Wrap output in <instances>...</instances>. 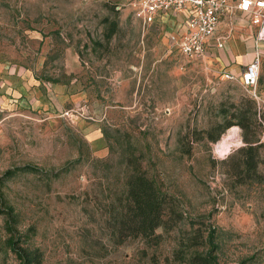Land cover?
Here are the masks:
<instances>
[{
    "label": "rangeland",
    "instance_id": "obj_1",
    "mask_svg": "<svg viewBox=\"0 0 264 264\" xmlns=\"http://www.w3.org/2000/svg\"><path fill=\"white\" fill-rule=\"evenodd\" d=\"M133 1L0 0V264H18L9 206L43 264H188L210 232L219 264H263L264 121L249 130L251 168L239 126L227 154L232 128L210 137L241 112L264 116V57L255 99L144 28ZM135 170L172 203L158 246L120 239Z\"/></svg>",
    "mask_w": 264,
    "mask_h": 264
},
{
    "label": "trees",
    "instance_id": "obj_2",
    "mask_svg": "<svg viewBox=\"0 0 264 264\" xmlns=\"http://www.w3.org/2000/svg\"><path fill=\"white\" fill-rule=\"evenodd\" d=\"M107 40H110L118 31V24L112 23L108 30ZM236 118L238 124L228 122L225 125L219 126V134L216 137L211 136L210 139L217 143L221 136L234 126H239L244 132V141L250 146L242 148L240 154L247 158L246 166L251 168L253 157L251 153L254 151V146L251 145L248 138L249 130L253 121L262 119L258 118L257 110L253 113L241 112ZM25 171H32L27 167ZM14 172H7L4 178L12 177ZM128 200L129 204L122 210L121 222L119 225V235L121 241L130 236L133 238H143L149 247L158 246L162 240V235L158 234L159 229L165 231L171 230L172 225V203L170 198L163 193L156 183L150 179L146 173L141 170H135L128 181ZM5 231L7 233L6 244L8 249L16 256L18 264H43L44 258L40 249L34 248L30 244L31 238L24 233L20 228V215L15 212L14 208L8 207L5 220ZM127 233V234H126ZM215 232H210L206 236L205 243L201 244L207 250L200 252L195 250L189 257L188 264H219L217 250L219 245L216 242ZM203 237L194 236L190 243L192 247H196L198 240Z\"/></svg>",
    "mask_w": 264,
    "mask_h": 264
},
{
    "label": "built area",
    "instance_id": "obj_3",
    "mask_svg": "<svg viewBox=\"0 0 264 264\" xmlns=\"http://www.w3.org/2000/svg\"><path fill=\"white\" fill-rule=\"evenodd\" d=\"M130 7L135 19L145 25L154 23L160 13L188 11L184 35L181 38L173 36L171 43L186 60L200 63L208 57L211 42L214 41L218 49L225 48L226 38L218 36L222 18L242 14L253 30L256 52L241 77L225 72L224 79L240 83L251 90L253 98L259 99L257 88L263 58L259 46L264 45V0H134Z\"/></svg>",
    "mask_w": 264,
    "mask_h": 264
},
{
    "label": "crops",
    "instance_id": "obj_4",
    "mask_svg": "<svg viewBox=\"0 0 264 264\" xmlns=\"http://www.w3.org/2000/svg\"><path fill=\"white\" fill-rule=\"evenodd\" d=\"M187 18L188 11L169 12L158 14L156 21L152 24L145 25L143 22L141 23L144 28L159 32L166 40V44L172 45L171 38L173 36L181 38L184 35ZM252 34L253 30L250 22L242 14L227 15L222 18L218 32L219 37L226 38L224 49H218L215 42H211L208 45V57L202 63L188 61L180 52L179 54L191 64L213 65L219 63L225 72L241 77L247 65L253 61L256 52V44ZM176 49L178 50L177 47ZM259 49L262 50L264 57V45L259 46Z\"/></svg>",
    "mask_w": 264,
    "mask_h": 264
},
{
    "label": "bare ground",
    "instance_id": "obj_5",
    "mask_svg": "<svg viewBox=\"0 0 264 264\" xmlns=\"http://www.w3.org/2000/svg\"><path fill=\"white\" fill-rule=\"evenodd\" d=\"M238 131V130H237ZM235 132H236V129L235 128H232L230 131H229V134L226 136V138H224L225 141L221 142L220 144H218V154H227L230 152V149L232 147L233 144V141L235 140ZM240 143V142H239Z\"/></svg>",
    "mask_w": 264,
    "mask_h": 264
}]
</instances>
